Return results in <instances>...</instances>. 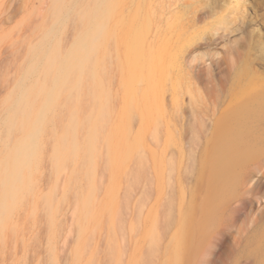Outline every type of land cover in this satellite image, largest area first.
Listing matches in <instances>:
<instances>
[{
    "label": "rangeland",
    "instance_id": "obj_1",
    "mask_svg": "<svg viewBox=\"0 0 264 264\" xmlns=\"http://www.w3.org/2000/svg\"><path fill=\"white\" fill-rule=\"evenodd\" d=\"M78 41L82 67L54 83ZM49 86L25 179L10 180L3 160ZM233 123L264 129V0H0V264H264V167L248 189L250 162L226 170L201 208Z\"/></svg>",
    "mask_w": 264,
    "mask_h": 264
},
{
    "label": "bare ground",
    "instance_id": "obj_2",
    "mask_svg": "<svg viewBox=\"0 0 264 264\" xmlns=\"http://www.w3.org/2000/svg\"><path fill=\"white\" fill-rule=\"evenodd\" d=\"M137 12H138V9H137ZM139 14H140V11H139ZM134 15H136V14H134ZM136 18H138V17H136ZM147 18H149V17H147ZM149 20H150V18H149ZM133 21H135V20H133ZM142 23H144V22L142 21ZM96 24H97V22L95 24H93V26H92L93 30H95L97 28ZM139 24H141V23L139 22ZM101 25H103V24H101ZM101 27H103V26H101ZM128 27H130V26H127V28ZM132 28H134V27H132ZM130 29H131V27H130ZM135 29L137 30L136 26H135ZM134 33H135V31H134ZM97 34H100V33L98 32ZM144 34H146V33H144ZM97 36H99V35H97ZM127 37H128V35H127ZM134 38H135V36H134ZM144 39H146V38H144ZM136 40H137L136 44L132 43V44H134L136 46V48H134V50L132 49L133 50L132 54H133L134 58H138V60L141 59V61H142V57H143L142 46L144 47V45H142L143 44L142 43L143 42L142 31L138 30V33L136 34ZM87 44H88V42H87ZM85 45H86L85 41L84 42L83 41H80V42L78 41V43L76 45H74L73 47H71L70 49H68L65 52V54L61 57V66H60V69H61V72L63 74V77H60L59 75H56V77L54 79V83H56L57 80H60V78L61 79L64 78L69 72H71L72 75H73V73L75 75L74 71H76V70H78V69H80L82 67V65H83V63H82V57H83L82 49L85 47ZM89 45H90V43H89ZM129 48H131V47H129ZM129 48H128V50L130 51ZM132 50H131V52H132ZM129 51H128V53H129ZM54 55L55 54H53L52 56H54ZM144 55H146V54H144ZM92 56H93V54H92ZM131 57H132V55H131ZM128 58H129V56H128ZM131 64L132 65L134 64L133 60L131 61ZM229 68H234V66L233 65H231V66L229 65ZM140 79H142V77ZM53 89H54V86L48 88L46 93L43 92L46 95H45V97H44V99L42 101V104L41 105L39 104L40 105L39 109L36 111L35 115L33 116V119H32V121H31V123L29 125L30 129L27 131V133L22 138L19 139V141L16 144V147L14 146L15 147L14 150L10 151V153H9L10 156L7 157L6 160H3V161H5V165L4 166L6 168L10 169V175H9V179L10 180L13 179V178H20V180L24 181V179H25V173H27V172L21 174L22 171L23 172L25 171V169L24 170H22V169H23V167H26V168H27V166L29 167L30 162H32L31 161V157L34 155L36 145H38L36 143V141H37L36 140V133H37V130L40 129L39 127H40V124L43 121L44 112H45L46 108L49 106L50 97H51V94L53 93ZM33 92H35V91H33ZM38 92H39V90H38ZM25 93L27 94L28 92H25ZM53 95H55V94L53 93ZM26 97L24 98L25 101H26ZM30 97H31V95H30ZM38 97H39V95H38ZM53 98H54V96H53ZM27 100H28V97H27ZM41 100H42V98H41ZM26 102H28V101H26ZM23 103L24 102H22V104ZM22 104H21V106H22ZM33 105H34V103H33ZM33 105H31V106H33ZM14 109H15V107H14ZM30 110L31 109L29 107L28 112H30ZM18 111H20V108H19ZM22 113H23V110H22ZM240 125H242V124H240ZM240 125H238V123L237 124L233 123V124H230L228 126L226 125V126H224L225 128H222L221 130L219 129L217 131L218 132V134H217L218 138L215 140V142H213L209 158L206 160V163H205L204 173H203V175L201 177V184L203 186V193H202L203 197H202V206H201L202 210H205L207 205L209 203L213 202L214 197H215L217 192H219L221 189H223L225 186H227L230 183V180H228V175L226 174V170L234 169V170L237 171V170L240 169V171H241V169L243 170V168L246 166V164H247L246 162L247 161L250 162L251 165H253V166L250 168V170H248L239 179L240 183H242L243 189L244 188L248 189V185H250L251 182H253V171L260 170L261 168L264 167V158L263 159L262 158L261 159L258 158V159H253V160L252 159H248L247 160V156H248L249 152L254 148L255 145H257L258 143H260L263 140V138H264V129H262V131H261L256 126L248 125L246 128H243L242 131L239 133L240 128H241ZM41 127H42V125H41ZM222 132L224 133V135L231 134L230 138H225L227 136L224 137L223 134H221ZM63 142H65V141H63ZM60 147H61V145H60ZM16 174H19V175H16ZM28 174H29V172H28ZM14 175H16V176H14ZM26 176H28V175H26ZM28 177H30V174H29ZM0 179L2 180V178H0ZM10 180H9V183H10ZM26 180H27V178H26ZM28 181H29V179H28ZM233 182H235V179H233ZM1 183H2V186H4V193H3V196H2V199H3L6 196V194H7L6 188L7 187L9 188V186L6 187L7 179L4 178V177H3V182H1ZM9 183H8V185H9ZM23 186H24V184H23ZM23 186H22V188H23ZM1 201H0V203H1ZM202 221H203V219L198 220V222L200 224H203ZM175 256L177 257V253L175 254Z\"/></svg>",
    "mask_w": 264,
    "mask_h": 264
}]
</instances>
